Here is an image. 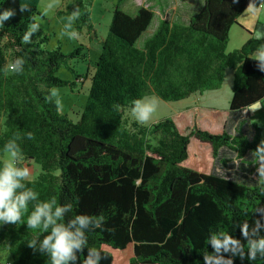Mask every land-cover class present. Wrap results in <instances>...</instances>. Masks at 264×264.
<instances>
[{
	"label": "trees",
	"instance_id": "trees-1",
	"mask_svg": "<svg viewBox=\"0 0 264 264\" xmlns=\"http://www.w3.org/2000/svg\"><path fill=\"white\" fill-rule=\"evenodd\" d=\"M40 1L29 0L30 12L17 11L0 28V154L17 139L23 162L38 166L28 186L40 200L70 201V215L103 216L102 229L86 233L89 246L105 256L100 264H203L212 232L239 237L237 224L264 216V184L248 186L215 173L216 163L229 162L221 158L225 151L241 164L248 156L256 163L250 152L261 141L259 127L243 113L264 99V72L253 58L264 38H250L226 52L229 31L249 0H203L186 24L160 21L142 43L153 12L142 6L129 15L120 9L128 0H118L98 57L88 65H93L91 74L89 67L84 76L70 69L71 82L56 73L80 49L63 54L57 45L49 50L40 28L31 43L23 42L32 18H43ZM66 1V14L79 9L76 30L92 32V0ZM253 2L258 8L261 0ZM10 7L18 9L19 0H0V11ZM16 57L25 61L23 72L6 73ZM227 71L232 91L225 110L195 106L149 125L124 111L146 94L175 103L217 91ZM79 78L80 84L89 78L90 88L72 123L58 112L50 90L74 87ZM230 122L236 124L233 134ZM31 210L30 204L17 224H0L4 264H50L27 247L28 240L42 237L41 229L26 227ZM79 257L83 261L84 253ZM233 259L234 264H264L260 256Z\"/></svg>",
	"mask_w": 264,
	"mask_h": 264
},
{
	"label": "clouds",
	"instance_id": "clouds-1",
	"mask_svg": "<svg viewBox=\"0 0 264 264\" xmlns=\"http://www.w3.org/2000/svg\"><path fill=\"white\" fill-rule=\"evenodd\" d=\"M17 0H12L16 3ZM53 7L51 3L46 6V11ZM264 7V4L261 5ZM255 8L253 0H249L248 10ZM19 13L31 11L29 0H19V7L6 8L0 11V28ZM79 9H75L68 20L79 17ZM40 25L36 17L32 18L28 30L23 36L25 44L31 43L32 37L39 31ZM78 33L73 31L70 38H78ZM258 39L264 36H258ZM257 69L264 72V44L257 47L254 52ZM23 57H16L8 63L4 71L19 74L24 69ZM55 94V93H54ZM161 100L155 94H146L131 101L124 111L138 124L147 125L159 110ZM117 110L121 106L117 105ZM27 138H32V133H27ZM4 152L8 159L0 161V224H17L27 211L29 205L32 210L28 215L26 227L41 229L40 235L27 241V247L33 253L47 256L50 264H100L105 258L100 249L89 246L86 233L95 229H102L103 216L88 214L70 215L73 212L72 203H57L55 197L40 200L39 194L28 186L31 170L23 163V153L17 139H11L4 145ZM256 160V177L258 182L264 184V140L251 150ZM264 191V188L261 189ZM240 236L235 237L223 231H214L208 236L210 252L203 254V264H234V257L241 260L247 256L255 260L258 256L264 257V216L258 217L253 224L243 221L235 226ZM245 248L247 251H245ZM84 253L83 261L79 254Z\"/></svg>",
	"mask_w": 264,
	"mask_h": 264
},
{
	"label": "rangeland",
	"instance_id": "rangeland-1",
	"mask_svg": "<svg viewBox=\"0 0 264 264\" xmlns=\"http://www.w3.org/2000/svg\"><path fill=\"white\" fill-rule=\"evenodd\" d=\"M117 2L118 0H92V6L89 10V24L92 27V32H90L91 39L89 40L87 38L86 28H80L76 30L75 20H68L69 16H71L72 13H70L69 11V13L66 14V0L40 1L38 5V12L42 15L43 18L37 17V21L40 25L41 31L49 38V43L47 46L48 49L53 50L58 45L60 51L63 54H68L75 49H80L79 56L76 59L68 61L65 66L60 67L57 71L56 75L62 82H71L74 79V75L70 73V69H72L77 75L84 76L86 70L89 67L88 71L91 74L93 65L91 67L88 65H91L98 57L97 55L100 50L99 40L107 35L108 26L111 21V13L113 8L117 5ZM194 2L196 6L200 7V5H202L203 3V0H194ZM49 3H51L53 7L50 10L46 11V6ZM150 3L151 1L148 0H128L126 3L120 6V9L128 13L129 15H133L137 9ZM188 9L192 10L195 8L190 5ZM157 21V17H154L146 32L139 39L140 43H142V41L147 37H150L151 34L155 31ZM73 31L79 34L78 38H70V35ZM93 33H95L94 36ZM241 38L243 39L240 31H238L237 29H232L229 42L226 47V52L227 48L229 50L231 47L236 46L237 40ZM140 43H138V45H140ZM82 55H85V57L82 58ZM89 61L91 62L89 63ZM226 74L227 75L224 83L218 91L205 92L200 96H191L183 101L175 103H166L161 101L159 110L153 117L152 122L149 124L156 123L171 115L180 113L186 108L192 107L194 104L200 107L209 106L217 109L228 108L231 96L230 90L232 73L231 71H227ZM81 81L82 79L79 78L78 81L74 83V87H70L69 85H61L58 88H52L50 90L51 97L53 98L57 106L58 112L61 115H66V117L72 123H76L78 121V115L83 111L88 95V90L90 88L89 78H86L84 82L80 84ZM244 116L246 117L247 114L243 113V117ZM130 119L132 118L130 117ZM251 120H255L259 125L261 140H264L263 108L256 115H252ZM235 128L236 124L230 122V134H233ZM221 156V158L226 157L229 162L224 167L219 163H216V174L248 186L258 185L259 182L256 177V163L251 162V157L248 156L245 159L246 163L241 164L238 160L234 159V156L230 154V152L225 151ZM6 159H8V154L2 152V154H0V160L3 161ZM23 163L26 164L31 170L30 180H34L39 174L38 166L32 163ZM6 262V255L0 252V263L4 264Z\"/></svg>",
	"mask_w": 264,
	"mask_h": 264
},
{
	"label": "crops",
	"instance_id": "crops-1",
	"mask_svg": "<svg viewBox=\"0 0 264 264\" xmlns=\"http://www.w3.org/2000/svg\"><path fill=\"white\" fill-rule=\"evenodd\" d=\"M151 1L150 4L145 5V7H149L154 14V17H157V24L156 28L160 21L167 20L169 23L175 24H186L190 18V16L196 12H198L202 5L196 6L194 0H148ZM189 3L195 9H188ZM264 4V0H261V3L258 8H254L252 11L248 9L239 17L237 20V24L233 25L229 31V38L232 29H237L240 31L243 39H238L236 42V46L231 47L229 50L227 48V52H232L244 45L246 41L250 38H257L258 36H264V7L261 5ZM194 10V11H193ZM154 19V18H153ZM242 26V27H240ZM95 33H93V36ZM152 35V34H151ZM87 38L90 40V32L87 33ZM95 38V37H94ZM97 38V37H96ZM101 38L99 40H102ZM258 39V38H257ZM229 42V41H228ZM253 58L254 55H253ZM232 73V72H231ZM227 75V74H226ZM226 78V76H225ZM224 83V82H223ZM218 91V90H217ZM232 91V75H231V90ZM214 92V91H213ZM199 96V95H197ZM231 98V96H230ZM230 101V100H229ZM264 99L259 101L258 103L254 104L250 108L246 110V114L251 123H255L258 127L259 125L255 120H251L252 115H256L262 108L264 110ZM194 104L192 107H195ZM200 107V106H197ZM209 107V106H207ZM191 108V107H189ZM214 108V107H211ZM188 109V108H186ZM217 109V108H214ZM227 109V108H226ZM225 110V109H222ZM260 128V127H259Z\"/></svg>",
	"mask_w": 264,
	"mask_h": 264
}]
</instances>
